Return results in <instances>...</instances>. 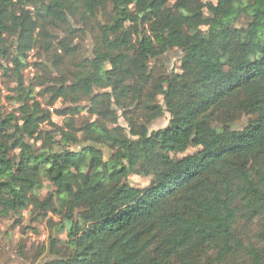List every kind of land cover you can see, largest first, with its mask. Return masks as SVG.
Wrapping results in <instances>:
<instances>
[{
	"label": "trees",
	"instance_id": "1",
	"mask_svg": "<svg viewBox=\"0 0 264 264\" xmlns=\"http://www.w3.org/2000/svg\"><path fill=\"white\" fill-rule=\"evenodd\" d=\"M0 80V220L66 233L31 264H264V0H0Z\"/></svg>",
	"mask_w": 264,
	"mask_h": 264
},
{
	"label": "rangeland",
	"instance_id": "2",
	"mask_svg": "<svg viewBox=\"0 0 264 264\" xmlns=\"http://www.w3.org/2000/svg\"><path fill=\"white\" fill-rule=\"evenodd\" d=\"M251 34L253 35V32L251 31ZM178 53L171 52L166 54L163 57V60L166 64V67L168 69H171L173 64L177 60ZM32 58V56H31ZM30 62L32 59L29 60ZM34 71L30 68L27 69L26 74L28 76L33 75ZM1 81V80H0ZM4 110L9 111L10 108L6 102H3ZM168 116L165 115L161 120L156 122L152 126V131L156 132L162 128H164L167 124ZM55 122H60V120H57L54 118ZM119 126L124 128V123L122 121L119 122ZM210 130H201L197 134L193 135L191 139L189 140L190 147L186 151L184 155H192L196 152H198L200 149L195 146L203 137L204 135H210ZM129 183L132 186L144 188L149 185V179L138 177V176H131L129 178ZM47 189L43 190L40 193V196L42 198L46 197L47 193L53 190L54 185L50 187L49 185ZM51 216L47 217H41L35 215V210L32 206H30L27 210L22 212V214L17 217H8L5 219L0 220V264H31V260L33 259L34 255L37 254L38 250L47 242V239L49 236L56 235V227L57 224L60 221V218H53V222H50L49 218ZM39 218V219H38ZM19 222V224H16V222ZM257 220L255 222H252V225H250L246 230V235L249 238H253L259 228L256 225ZM66 233H60L57 237L61 240L65 239ZM25 244V250L27 253L28 260L27 262H23L19 257H17L16 254L13 252V248L15 249L20 245V243ZM43 258V257H42ZM40 258L38 261H42L43 259Z\"/></svg>",
	"mask_w": 264,
	"mask_h": 264
}]
</instances>
